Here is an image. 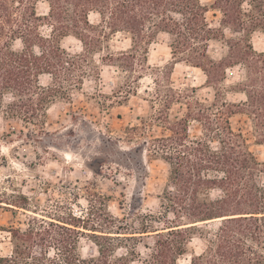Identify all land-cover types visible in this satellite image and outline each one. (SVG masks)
Wrapping results in <instances>:
<instances>
[{"label":"trees","instance_id":"trees-1","mask_svg":"<svg viewBox=\"0 0 264 264\" xmlns=\"http://www.w3.org/2000/svg\"><path fill=\"white\" fill-rule=\"evenodd\" d=\"M41 2L47 4L44 12ZM211 11L220 14L218 25L209 18ZM45 25L49 34L42 31ZM256 31L264 33V0H0V112L5 118L42 122L58 94L68 95L97 70L85 67L90 55L103 51L105 41L118 33L128 34L132 44L103 56L107 64L130 70L139 64L143 70L150 43L167 33L175 62L201 68L206 86L214 90L211 101L181 94L167 98L156 116L168 131L147 141L151 155L169 165L164 219L154 220L162 227L149 222L139 236L137 231L113 235L76 216L38 221L24 230L9 229L13 249L0 255V264H264V161L231 121L247 115L255 143L264 145V51L253 45ZM70 36L82 42L83 52L63 47ZM212 42L226 45L220 58L211 53ZM237 66H243V78L228 89L244 94L241 102L229 101L225 87L227 70ZM44 75L51 76V84H42ZM7 96L13 99L5 105ZM175 102L186 110L171 119L167 111ZM191 122L200 125V133L191 134ZM83 230L94 237L97 256L81 255ZM143 234L154 238L145 253L134 245L116 255L123 241ZM194 239L201 242L200 251L191 246Z\"/></svg>","mask_w":264,"mask_h":264},{"label":"rangeland","instance_id":"rangeland-1","mask_svg":"<svg viewBox=\"0 0 264 264\" xmlns=\"http://www.w3.org/2000/svg\"><path fill=\"white\" fill-rule=\"evenodd\" d=\"M39 8L44 12L47 4L41 2ZM208 15L218 25L220 14L215 16L211 11ZM90 18L98 20L95 14ZM42 31L49 34L50 27L45 25ZM227 35L233 34L227 30ZM169 40L167 33H159L149 45L145 68L140 70L137 63L130 70L103 60L108 53L130 48V36L118 33L105 41L103 51L90 55L85 67L97 70L89 72L82 85L69 90L68 95L58 94L49 103L42 122L5 118L0 112V255L12 252L9 229L24 230L38 221H70L76 216L90 219L96 229L112 231L113 235L137 231L139 236L149 222L163 226V222L154 220L164 219L160 214L169 165L161 156L151 155L147 141L168 131L156 116L167 98L179 94L190 100L211 101L214 97L201 68L175 62ZM252 42L256 50L264 51L263 32L253 33ZM62 45L72 53L83 52L82 42L73 36L64 38ZM209 49L220 58L227 47L222 42H212ZM243 74V66L228 69L225 87L240 81ZM41 81L51 84L52 78L44 75ZM64 85L67 87V83ZM227 98L241 102L245 95L228 89ZM12 99L7 96L5 105ZM185 110L184 103L175 102L167 113L175 119ZM151 117L154 120L150 121ZM231 121L247 137L259 160L264 161V145L255 143L251 119L237 114ZM135 125L140 129L133 130ZM190 131L200 133V125L191 122ZM111 225L121 228L109 230ZM83 231L81 255L97 256L94 237L90 231ZM143 235L123 241L116 255L125 253V246L134 245L141 254L145 253V244L154 238ZM191 246L196 251L202 248L198 239Z\"/></svg>","mask_w":264,"mask_h":264}]
</instances>
